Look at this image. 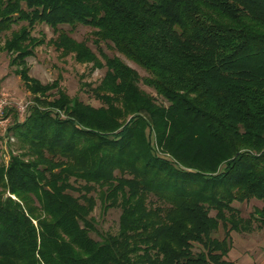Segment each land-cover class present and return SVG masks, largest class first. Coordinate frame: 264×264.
Wrapping results in <instances>:
<instances>
[{"label":"trees","instance_id":"16d2710c","mask_svg":"<svg viewBox=\"0 0 264 264\" xmlns=\"http://www.w3.org/2000/svg\"><path fill=\"white\" fill-rule=\"evenodd\" d=\"M21 22L3 50L33 97L0 163V264H235L230 232L264 226V205L232 206L264 202V0H0V36ZM37 23L62 56L106 67L89 89L105 106L29 76ZM79 25L103 62L62 29ZM93 193L120 209L115 234L95 228Z\"/></svg>","mask_w":264,"mask_h":264},{"label":"rangeland","instance_id":"374dc122","mask_svg":"<svg viewBox=\"0 0 264 264\" xmlns=\"http://www.w3.org/2000/svg\"><path fill=\"white\" fill-rule=\"evenodd\" d=\"M13 24L12 29L0 36V95L6 98L8 106L13 111L7 114L6 129H0V163H6L9 155V148L17 151L15 144L16 139L14 136L8 134V127L14 120V114L18 115V119L22 120L27 104L31 101L33 95L29 92L24 81L15 74L14 66H9V56L3 50L4 38L10 35L12 30H18L20 25ZM62 29L77 41L85 40L91 49L97 54L103 62L102 57L98 54L96 47L91 41L88 40L90 28L79 25L73 30L70 27L62 26ZM31 35L44 39V43L37 46L34 50V55L27 57L26 61L29 67L28 74L30 77L37 79L42 84L50 83L59 79V87L69 96L77 97L80 101L89 104L93 107L105 106V103L95 97V94L90 92V88L99 85L102 80L106 67L92 69L91 63H82L76 61L72 54L62 56L61 50L57 49L50 40L56 38V33L51 27L44 23H37L34 25ZM102 51L105 55L112 57L116 56L124 61L130 68L134 69L140 76H146L147 73L136 65L134 62L128 60L117 51L106 47L102 44ZM88 84L89 86H85ZM139 86L156 97L159 103L164 102L159 96L156 95L152 88L140 83ZM96 198V205L91 211L90 216L95 220V228L100 233L109 232L115 234L118 231V220L120 209L112 207L103 211L101 201L96 193H93ZM73 195H77L73 193ZM14 198V197H13ZM264 205L263 201L251 199L249 201L239 203L233 202L232 206L239 211L242 218L247 219L250 213L256 207ZM210 216L215 215V211H210ZM91 236L98 239L95 232ZM224 236V229L220 223L217 231L212 233V237L222 239ZM231 247L226 257L228 261L235 264H264V226H260L258 222H251V230L247 232H230ZM201 250V246L197 243L193 245V252Z\"/></svg>","mask_w":264,"mask_h":264},{"label":"built area","instance_id":"2783aa9c","mask_svg":"<svg viewBox=\"0 0 264 264\" xmlns=\"http://www.w3.org/2000/svg\"><path fill=\"white\" fill-rule=\"evenodd\" d=\"M7 106H8V101L6 100V98L0 95V129H6L5 127H7L6 126L7 120L1 117Z\"/></svg>","mask_w":264,"mask_h":264}]
</instances>
